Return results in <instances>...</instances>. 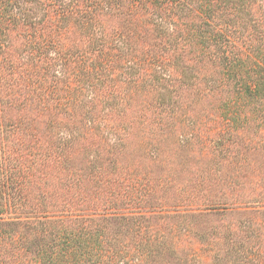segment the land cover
I'll return each mask as SVG.
<instances>
[{"label":"trees","instance_id":"1","mask_svg":"<svg viewBox=\"0 0 264 264\" xmlns=\"http://www.w3.org/2000/svg\"><path fill=\"white\" fill-rule=\"evenodd\" d=\"M189 88L219 118L191 116ZM182 120L264 129V0H0V264H264L252 225L200 227L228 207L212 194L117 206L171 181L120 159L127 131ZM145 142L135 151L157 158Z\"/></svg>","mask_w":264,"mask_h":264},{"label":"rangeland","instance_id":"2","mask_svg":"<svg viewBox=\"0 0 264 264\" xmlns=\"http://www.w3.org/2000/svg\"><path fill=\"white\" fill-rule=\"evenodd\" d=\"M197 83L201 89L206 86L204 81ZM195 93L196 90L191 88L183 91V101L195 99L190 105L193 109H189V114L193 117L198 115L203 120L206 117L203 113L206 112H209V118L215 117L210 106L216 103L217 98L208 95L200 99ZM127 110L128 108H125V111ZM209 118L207 117V122H210ZM187 122V120L178 121L172 127L157 131L153 129L151 132L140 127L127 131L125 136L131 133L120 159L122 161L126 158V161L136 159L140 162L142 169L139 171V176L147 170L152 181L161 180H157V177L171 181L168 189L157 190L155 195L144 196L142 193L145 192L144 189H131L132 195L127 196L126 193L125 198L122 197L117 201V206L122 211L147 210L150 207L182 203L180 200L185 193L212 194L228 207L226 211L219 210L198 216L200 227L207 229L216 227L224 233L227 228L236 230L238 225L250 224L258 229L259 234L264 238V151L260 145H257L264 141V136H261V132L264 134V129L258 132L256 128L251 127L248 131L239 129L237 133L234 130L224 133L219 129L221 126L213 128L206 125L197 129L189 127ZM181 134H193L191 142L180 141ZM230 134L233 136L230 137ZM147 140L150 142L148 147L158 146L161 150L157 158L149 154L141 155L135 151V149L139 150L140 146L144 147ZM223 143L224 145L220 147ZM246 145L251 146L247 153ZM81 156L80 154L76 158L78 165L83 162ZM122 175L126 176L124 172ZM132 177L133 175L122 179L125 178L127 182V179L131 181ZM102 185L104 183L100 186ZM113 190L104 191L100 205L104 204L100 207H107L108 210L114 207L108 205V200L114 198L110 194ZM143 198L145 202H141ZM86 208L92 210L91 206L86 205ZM152 220L158 222L156 217ZM236 234L244 235L245 232L239 230ZM218 241L221 242L222 238H218Z\"/></svg>","mask_w":264,"mask_h":264}]
</instances>
